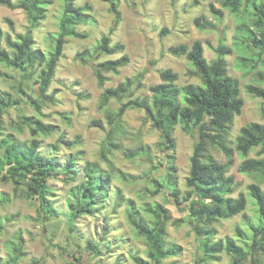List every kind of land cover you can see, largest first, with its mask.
<instances>
[{
	"label": "trees",
	"instance_id": "trees-1",
	"mask_svg": "<svg viewBox=\"0 0 264 264\" xmlns=\"http://www.w3.org/2000/svg\"><path fill=\"white\" fill-rule=\"evenodd\" d=\"M76 1L62 0L57 30L47 34L45 39L49 42V47L44 51L35 46L32 30L46 19L51 1L0 0V6L23 12L28 24L24 33L13 31V35L2 33L0 29V39L6 47L4 49L0 46V64L16 71L19 82L28 81L33 76L36 78L38 94L34 100L17 86V93L28 96L36 112L47 103H54V98L48 94V90L66 40L87 38V34L79 32L77 27L88 23V8L76 6ZM98 1L108 5L109 12L114 17L111 29L113 30L121 20L118 0ZM201 1L206 0H193L192 5L196 6ZM219 5L221 10L213 5L209 6L213 19H221L222 10L238 17L234 44L236 49H241L242 54L239 55L237 67L253 69L255 66L252 63L263 62L261 55L264 54V0H219ZM6 22L11 25L9 19ZM193 25L198 30L215 26L212 21L202 16L195 18ZM161 33L166 31L162 30ZM213 50L215 58L208 62L200 41L193 42L190 47L179 45L170 48L171 55L186 58L194 69L190 75L197 76L199 84L181 86L178 84V75L166 69L159 73L160 82L149 86L148 95L143 97H135L134 92L142 89L144 73L125 78L114 87H104L108 81L107 74H115L129 64L123 44H111L108 36H102L94 47L76 53L75 60L94 64L93 73L101 89L98 108L103 111L107 127L99 151V161L108 165L110 171L102 169L97 162L84 163L82 180L69 193L70 230L78 218L91 214L99 204L100 198L106 196L115 171L110 164V157L113 152L121 151L117 140L126 134L123 118L127 111L137 109L144 112L145 119L159 132L158 146L163 153L160 166L165 165L167 170L161 180L152 181L154 189L149 192L152 196L164 192L166 200H171L179 209H186L187 215L183 220L172 221L168 209L160 203H144L137 207L133 200H126L127 224L144 241L147 248L146 260L130 254L131 261L135 264H164L166 260L178 257L182 248L176 244H166L167 226H178L186 222L200 240L196 264L217 261L223 253L229 257L230 264H264V189L253 183L247 187L246 195L239 193L234 198L232 195L238 183L233 175H228L229 169L234 167L239 159L236 169L238 173L251 176L257 181L264 180V124L249 123L232 136L234 119L241 114L244 101L240 97L238 81L228 73L226 57L232 54V49L220 42ZM248 51L256 55L247 58L245 54ZM116 53L120 54L118 58L96 63L101 56H112ZM259 76L263 78L264 75ZM246 92L252 97L264 99V88L248 85ZM111 102L118 103L119 107L111 110ZM19 104V100L10 93L0 91V138L4 116L11 109H18ZM15 124L18 130L23 126L30 128L33 138L27 145L16 142L11 135L0 139V180L11 182L14 193L25 185V195L36 204L38 217L43 222L55 214L47 197V181L57 179L60 175L68 181H73L77 174V158L71 155L60 168L55 157H47L39 152L40 144L34 137L51 135L54 126L44 125L25 115L20 116ZM93 124L96 127H104L100 120L94 121ZM177 127L195 139L189 158L188 175L184 180L186 191L183 193L178 187L177 168L174 165L173 131ZM73 143L77 144V141ZM70 145L71 143H68L67 146ZM253 152L255 155L250 157ZM123 155L129 161L149 160L150 149L140 145L135 149L123 151ZM248 197L255 205V217H252V220L245 215L249 205ZM6 200L0 199V203ZM189 201L192 202L191 206L188 205ZM237 215L245 217L244 228L236 227L232 238L214 240L216 231L212 225ZM23 243L22 236L16 235L11 246V264H15L25 255Z\"/></svg>",
	"mask_w": 264,
	"mask_h": 264
},
{
	"label": "rangeland",
	"instance_id": "rangeland-1",
	"mask_svg": "<svg viewBox=\"0 0 264 264\" xmlns=\"http://www.w3.org/2000/svg\"><path fill=\"white\" fill-rule=\"evenodd\" d=\"M46 19L32 30L35 46L46 51L49 42L47 34L57 30L58 18L62 11V0H50ZM193 0H118V10L121 20L116 28L113 26V15L108 5L98 0H77L76 6L88 8L89 21L78 26L77 30L87 34L86 39L68 38L63 47L54 79L48 94L54 98V103H47L39 112L33 108L32 102L37 98V83L33 76L28 81L19 82L16 71L0 64V91L10 93L18 99L17 108L8 111L3 120L2 138L11 135L22 145H27L33 138L30 128L17 129L15 124L19 117L25 115L44 125L54 126L51 135L34 137L40 144L39 152L47 157H55L60 168L65 165L71 155L77 158V174L73 181H68L60 175L57 179H49L46 183L48 199L51 201L55 214L51 219L43 221L38 217L36 204L28 199L24 186L13 192V184L0 180V264H11V246L16 235L23 239L25 255L15 264H135L129 255H136L146 260V245L126 221V200H133L137 207L144 203H160L168 209L172 221L183 220L186 209H179L171 200H166L165 193L152 196L154 179L161 180L167 172L163 162V153L158 146L159 132L154 130L145 119L141 110H129L123 118L126 134L118 138L121 151L113 152L110 164L115 169L112 182L106 196L100 198L99 204L91 214L78 218L70 230L68 224V201L71 189L83 177L85 162H97L102 169L110 171L108 165L99 161V151L105 139L107 127L103 111L98 108V98L101 89L94 76V64H84L75 60V55L84 49L96 45L102 36H108L111 44L121 43L125 46L124 53L129 57V64L115 74H107L108 81L104 87H114L125 78H133L144 73L142 89L136 90L135 97L148 95L147 88L160 82L159 73L170 69L178 75V84H199L197 76L190 75L194 69L185 57H176L169 49L200 41L204 48V57L208 62L215 58L214 48L222 42L232 49V54L226 57L228 73L239 83L240 97L244 101L241 114L235 117L232 127L234 137L238 130L252 122L264 124V99L255 98L246 92L248 85L264 88V54L251 70L237 67L241 49H236L234 38L238 26V17L222 10L221 19H213L209 6L220 9L219 0H206L192 5ZM212 21L211 29L198 30L193 21L197 17ZM9 19L11 25L6 22ZM28 24L20 10H10L0 6V29L2 33L13 35L24 33ZM166 33L162 34L161 31ZM1 48L6 49L2 39ZM244 52V51H243ZM254 54L248 51L245 56L252 58ZM120 54L101 56L96 63L107 59H116ZM247 63V62H245ZM29 96L17 93V86ZM118 103L111 102L109 108L115 110ZM100 120L104 127H96L93 122ZM175 140L174 165L177 168L178 187L183 192L184 180L189 171V158L192 154L194 137L186 135L180 127L173 131ZM77 141L74 144L73 141ZM71 143L70 146H67ZM150 149L149 160H127L123 151L135 149L138 146ZM256 152V151H255ZM253 152L250 157L255 155ZM219 156V155H218ZM220 158V156H219ZM223 160V159H221ZM240 160L237 159L228 175H233L238 187L232 195L247 194V187L256 183L264 189V180L257 181L253 177L237 172ZM59 168V169H60ZM155 168V169H154ZM169 199V198H167ZM245 215L252 220L255 217L254 202L248 197ZM191 206L192 202L189 201ZM184 208V206H182ZM256 209V207H255ZM245 217L237 215L229 220H220L212 227L216 234L214 240L234 237L235 228L243 227ZM199 238L186 223L178 226H167L166 244H176L182 248L181 254L168 259L164 264H196ZM201 264H230L226 254H220L217 261Z\"/></svg>",
	"mask_w": 264,
	"mask_h": 264
}]
</instances>
